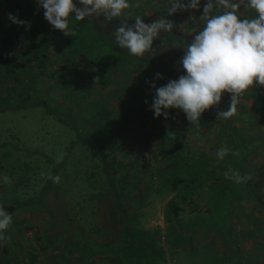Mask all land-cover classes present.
I'll use <instances>...</instances> for the list:
<instances>
[{"label":"rangeland","instance_id":"obj_1","mask_svg":"<svg viewBox=\"0 0 264 264\" xmlns=\"http://www.w3.org/2000/svg\"><path fill=\"white\" fill-rule=\"evenodd\" d=\"M172 2L129 0L131 7L125 10L128 23L134 24L136 16L149 24L163 17L173 21L182 37L191 40L203 27L198 18L206 0H201L199 10H178L169 16L167 10ZM26 5L37 7L33 23L39 27L46 19L36 0H0V16L10 24L6 23L11 31L15 28L19 32L12 43L0 42L4 55L18 70L5 72L0 60V198L10 191L8 183L18 184L16 190L23 199L42 193V186L49 180L42 172L59 175L60 182L50 180L42 201L26 203L10 212L12 223L0 241V264H30V254L24 250L30 245L38 252L37 260L31 264H264V207L258 202V195L264 191V99L255 102L243 95L232 118L218 119L217 113L230 105V94L225 93L219 105L202 114L204 124L199 128L191 126L186 114L175 108L167 110V118H144L134 132L121 135L114 150L106 152L114 162L113 175L123 185L121 206L109 195L94 197L105 193L109 183L107 187L102 182L99 187L90 186L86 156L71 142L79 144L86 139L76 137L78 128L83 136L94 134L98 125L93 118L102 117L105 110H110L107 106L120 111L123 102L129 101L126 81L136 76L132 59L118 56L110 46L102 53L92 50L93 45L86 54L90 27L79 24L74 14L69 18V27L75 36H65L52 25L43 35L35 28L27 30L25 25L9 20V13L22 20L20 15L22 9L28 10ZM13 8L20 14L13 13ZM240 13L242 18L254 15L243 7ZM32 40L44 46L48 54L43 68L25 46ZM89 55L92 56L88 59ZM67 68L71 74L65 73ZM93 69L99 73V83L90 87L88 71ZM61 117L71 119L77 128ZM176 124L186 127L188 149L184 152L196 160L191 159V165L179 160L178 129L172 140L162 141L158 126L169 131ZM251 143L253 147L240 153L236 163H228L232 171H239L245 178L238 183L242 193L229 201L234 194L233 182L225 174L221 180L215 179L214 169L228 172L226 161L222 160L237 155L233 151L235 145L243 150V145ZM222 147L228 149V154L218 159L217 150ZM141 151L155 168L136 169L131 165L134 155ZM164 156H168L166 161ZM138 162H142L141 156ZM158 165H162L161 176L150 186L149 178ZM11 166L16 170L9 174ZM5 176L10 182L4 181ZM180 177L184 183L178 181ZM138 178L140 182L133 186L132 181ZM180 190L193 194L184 198ZM172 197L177 214L169 207ZM224 219L226 227L220 224ZM94 222L96 229L92 232ZM27 223L33 227L26 228ZM36 234L40 235L38 239ZM90 245L97 251L91 261H86L84 248ZM7 247L10 256H16L13 263L1 261Z\"/></svg>","mask_w":264,"mask_h":264},{"label":"clouds","instance_id":"obj_2","mask_svg":"<svg viewBox=\"0 0 264 264\" xmlns=\"http://www.w3.org/2000/svg\"><path fill=\"white\" fill-rule=\"evenodd\" d=\"M36 2L38 8L44 9V18L65 36H75L69 27V18L73 14L76 21L102 16L111 22L120 18V24L113 32L114 43L137 58L145 57L146 53L156 55L154 39L161 32L171 34L174 28L173 21L163 17L149 24L136 16L135 23L130 25L125 14L131 7L129 0H78L79 6L74 0ZM200 6L201 0H173L167 14L199 10ZM242 7L254 13L252 18H242ZM8 16L13 23H27L12 13ZM198 20L203 24L202 29L195 32L190 43L183 45L185 53L180 63L186 74L158 88L151 83L155 89L151 104L154 116L167 118L168 109H180L190 125L196 128H199L205 110L219 105L225 93L230 94V105L227 110L219 111L217 118L227 120L236 114L240 98L249 89L264 86V0H206ZM179 46L173 41L172 47ZM156 77L162 78L160 73ZM227 154V148L217 150L218 159ZM41 175L53 183L60 182L59 175L53 176L50 172ZM225 177L235 183L245 179L232 170L226 172ZM4 181L10 182L7 176ZM11 223L12 215L0 205V241L5 239Z\"/></svg>","mask_w":264,"mask_h":264},{"label":"trees","instance_id":"obj_3","mask_svg":"<svg viewBox=\"0 0 264 264\" xmlns=\"http://www.w3.org/2000/svg\"><path fill=\"white\" fill-rule=\"evenodd\" d=\"M74 2H77L78 4V0H74ZM26 8H28V10L22 9V14L20 15V16H23V19L21 21L27 22L25 24V28L27 30L28 29L33 30L35 28V31H37L38 33H41L43 35L47 34V31L50 29L51 24L47 20L44 21L43 19L40 26L36 28V26H34V23H33V13L37 10L36 9L37 7L31 9L28 5H26ZM12 12L18 15L20 14L17 8H13ZM6 23L9 24L8 22H6V20H3L2 17L0 16V42L3 44H10L12 43L13 37L16 35L18 36L19 32L16 33L14 31L15 28L12 29L11 31V29L9 28L10 24L7 25ZM78 23L81 25L88 24V26L90 27L89 36L87 33V37L90 41V45H89V50L86 52V54H88V52L90 51V48L93 45L94 47L92 50H94L95 48L99 52H102V53H105L104 52L105 49L110 46L115 50L118 56H122L124 58L128 57V59H132L133 72L136 74V76H134V79L126 81V87L129 86L128 92L130 95V99L129 101H127L128 100L127 99L126 101L123 102V105L121 106V110L116 111L114 106L113 107L112 105L107 106V107H110V110L108 111L105 110V113L102 117L99 116V117L93 118V119H96L94 124L97 123L96 125H98V127H95L94 129L95 131L94 134L92 135L86 134L85 136H83L82 135L83 132L79 130L78 128V130L75 131L76 137L77 138L82 137L86 139L83 140L82 142H79V144H76L75 140H72L71 142V145H73V147L75 145H78L79 153H84L85 154L84 156H86V159H87V162L85 163V167L87 170L86 178H87V181H90V186H92L93 188L99 187L102 182L106 184L105 186L104 185L103 186L107 187V184L109 183L108 188L105 190V193L101 192L98 195H94V197L96 196L99 197L102 194L109 195L114 200L118 201V205L121 206L122 203H119V201H121L123 197L125 196L124 191H122L123 185L118 183V179H117L118 177L116 175H113L112 169L114 168V162L112 160H109V158L107 157V154L108 152L114 150L117 147L118 145L117 143L119 142V140L121 141L120 137L124 132H128V131L134 132L135 131V129L137 128L136 126L138 125V122L141 123L144 118L146 119V121L151 120V119H158L157 117L154 116L153 110H151V104L153 102V98L155 95V89L151 86V83L154 82L155 87L158 88V87L166 85L170 80L178 79L180 75L186 74L180 61L185 53V49L183 45L190 43L191 40H188L187 38L182 37L180 33L178 32V30H175L173 28L171 34L161 32L160 35L154 39L153 48L156 49V55L151 56L150 53H146L145 57L137 58V57H133L129 55L126 49H121L119 48L118 45L114 43L113 32L115 31L116 27H118L120 24L119 19H114L113 21L108 22L104 20V18L101 16L99 18H96V17H93L91 19L85 18L83 21H79ZM173 41L180 44V46L172 47ZM25 46L28 47V52L32 50V52L30 53V56L32 57V59L36 60L38 65L41 66L42 68L45 67L46 61H48V54L46 53L45 47L42 45L38 46L35 40L27 41L25 43ZM91 56L92 55H89L88 57L87 56L86 57L89 59V57ZM0 60H1V63H2V66L5 72L12 73L14 71H18L17 67L14 66V62H12L11 59L7 55H4L3 45L0 46ZM26 61H32V60L31 58H26ZM28 70H26L27 73L29 72ZM69 72L70 70L69 68H67L65 73L71 74ZM157 73H160L162 78H157L156 77ZM88 74H89L88 81L90 83L87 86L93 87L94 84L99 83L98 71L94 69L89 70ZM93 75L95 76L98 75V76L94 79L92 77ZM18 78H19L18 75H15V79L18 80ZM32 89H34V92L36 94L37 91L35 90V87H33ZM244 95L250 96L251 97L250 99L255 102L259 101L260 99H264V86H254L251 89H249ZM146 100H147V103H145ZM92 102H94V104L99 103L98 105L102 104L101 101H98V102L92 101ZM59 119L68 122L73 129L77 128V126H73L71 119L68 118L69 119L68 120L66 119V117L64 119L63 117ZM102 119H104V121H102ZM200 119H201L200 124H204L203 115L201 116ZM73 122H75V120H73ZM160 126H158L159 128L158 130H160V133H162V141L164 143H166L169 140H172V138H174L172 134L176 131V129H178V132L181 137V140L178 145V148L181 150L179 154V160L185 162L186 164L190 163L189 161L192 158L189 159V156L191 155V153H189V155H186V153L184 152L186 149H188L186 145L185 125L183 127L180 124L179 125L176 124L173 126L171 125L170 127L171 130L169 131L162 130ZM105 130L106 132H104ZM252 147H253L252 143L251 145H243V150H242L241 148L238 147V145H235V147L233 148V151L235 152L237 151L238 154L236 156L232 155L229 158L226 157L224 160H222V161L227 162V163L226 162L224 163V165L228 167L227 171L229 172V170H232L231 165L233 163H236L239 157H241V154H245V151L250 150ZM238 150H242V151L240 152ZM140 156L142 157L141 163L138 162V158ZM78 158L80 157L78 156ZM167 158L168 156H164L163 157L164 161H166ZM192 160L196 161L194 157ZM48 161L49 163H51V159H49ZM111 163H113V165ZM228 163H230L231 165L229 166ZM165 164L168 165L169 163H165ZM59 165H63V164H59ZM131 165L134 166V168L136 169L140 168V166H142L143 168L145 167L155 168L153 167L151 161L146 158L144 152L142 151L141 153H139V155L137 154L134 155ZM161 166L162 165H158V167L155 169L156 170L155 173L151 174L149 178V181H150L149 184H151L150 186H153L155 182V178L157 176L159 177L161 176V173H162L160 169ZM211 166H214V165L211 164ZM214 168L217 169V165H215ZM15 170H16L15 167L11 166L9 170V174H12L13 171ZM54 170H55V167H54ZM237 170H239L238 167L236 168V171ZM214 171H216L215 179L217 178L218 180L219 179L221 180L220 177L226 173V172L223 173L220 170H215V169ZM218 171L219 173L217 174ZM183 180L184 179L182 177L178 179L180 183H184ZM139 182H140L139 178L134 179L132 181V185L137 186ZM231 182H233L232 184L233 186L231 189H233L234 194L232 195L229 201H234L235 200L234 195L235 194L237 195L238 193H242V187L238 183H235L232 179H231ZM49 184H50V179L46 181V183H44V185L42 186L41 188L42 193H38L34 196L31 195V197L28 199H23L19 197L20 195L18 196L19 192L16 190V185L18 184L8 183L10 191L7 192L5 190L6 193L2 196V198H0V205H2L4 209L10 213L13 209H17L26 203L30 204V203H35L36 201L40 202L42 201L41 196L45 195L44 191L49 187ZM161 184L162 182L159 183L158 185L159 187L157 188H160L162 186ZM196 184L197 186L200 185V181L197 182ZM237 189L239 190V192L237 191ZM189 192L190 191H181V196H183L184 198H187L188 196L193 194ZM174 201L175 200L173 197L169 200V207L174 211L175 214H177L178 207L175 205ZM258 202L260 203V205L264 207V191L258 195ZM225 221L226 219H224L223 222H220V224H224V226L226 227ZM25 226L26 228H30V229L33 227L31 223H27ZM95 226H96V223L94 222L93 227H90V230L92 232L93 231L95 232V229H96ZM229 228L230 227L228 226V229ZM228 229L226 231H228ZM39 236H40L39 234H36L35 238L38 239ZM16 242H17L16 240H13V243H16ZM24 250L26 251V253L30 254V259H28V262L30 264L37 260L38 252L35 250L34 245L27 246ZM84 250L85 252H87V257L85 260L91 261L95 252L97 251L96 248L91 247L90 245V246L85 247ZM4 252L6 253L1 258L2 263H4L5 261H8L9 263H13L16 259V256H10L11 253L8 247L4 249ZM130 256H132L131 253H130ZM24 258L27 260V257H24Z\"/></svg>","mask_w":264,"mask_h":264}]
</instances>
